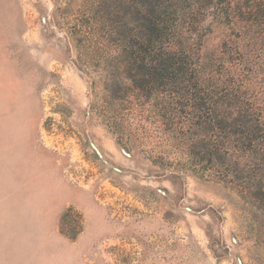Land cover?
<instances>
[{"label":"rangeland","instance_id":"rangeland-1","mask_svg":"<svg viewBox=\"0 0 264 264\" xmlns=\"http://www.w3.org/2000/svg\"><path fill=\"white\" fill-rule=\"evenodd\" d=\"M149 3L0 0V264H264V192L160 164L120 111L118 40ZM200 4L206 55L259 40L264 63V0Z\"/></svg>","mask_w":264,"mask_h":264},{"label":"trees","instance_id":"trees-1","mask_svg":"<svg viewBox=\"0 0 264 264\" xmlns=\"http://www.w3.org/2000/svg\"><path fill=\"white\" fill-rule=\"evenodd\" d=\"M192 1L181 10L172 0H150L137 28L119 38L130 81L118 85L120 111L134 110L138 121L146 114L152 130L140 122L137 130L153 140L160 164L258 197L264 192V63L253 52L259 40L229 42L220 54L206 55L202 38L210 23L201 20L212 11ZM117 123L124 138L126 126L136 129Z\"/></svg>","mask_w":264,"mask_h":264}]
</instances>
